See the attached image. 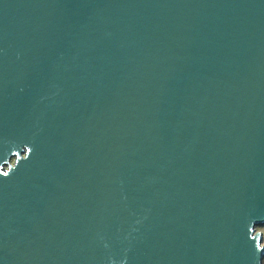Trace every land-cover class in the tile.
Instances as JSON below:
<instances>
[{"label":"water","instance_id":"obj_1","mask_svg":"<svg viewBox=\"0 0 264 264\" xmlns=\"http://www.w3.org/2000/svg\"><path fill=\"white\" fill-rule=\"evenodd\" d=\"M264 0H0V264H263Z\"/></svg>","mask_w":264,"mask_h":264},{"label":"rangeland","instance_id":"obj_2","mask_svg":"<svg viewBox=\"0 0 264 264\" xmlns=\"http://www.w3.org/2000/svg\"><path fill=\"white\" fill-rule=\"evenodd\" d=\"M256 230H257V231H261V232L263 233V237H264V225H262V226H258V227L256 228ZM263 244H264V238H263ZM263 264H264V260H263Z\"/></svg>","mask_w":264,"mask_h":264}]
</instances>
